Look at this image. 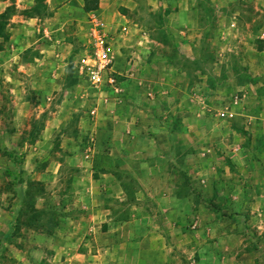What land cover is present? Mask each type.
Listing matches in <instances>:
<instances>
[{
    "label": "crops",
    "instance_id": "0c3cea01",
    "mask_svg": "<svg viewBox=\"0 0 264 264\" xmlns=\"http://www.w3.org/2000/svg\"><path fill=\"white\" fill-rule=\"evenodd\" d=\"M20 1L26 0H17V3ZM36 1L27 0V4L36 5ZM203 1L211 10H216L211 0H168V7L178 9L181 6L176 17L177 29L186 31L188 38L192 39L191 33L198 28L219 24V27L216 25L212 28L219 29L221 50L226 52L214 54L213 60L206 57L209 51L204 50L203 54L200 47L192 51L195 56L189 55L188 58L179 53L171 55L168 53L170 50L177 51L180 48L174 41L166 44L146 32L137 40L140 42L135 44L134 49H127L123 53L120 40L131 36L133 31L137 33L138 24L132 28L134 25L127 16L139 0H100L99 9L89 13L85 12V0L44 1L52 15H71L82 11L88 17L89 30L94 22L104 23L115 46L117 72L123 74L121 77L138 78V85L134 84L127 90L120 82L122 93L119 99L113 93L109 94L111 99L119 103L110 107L107 117L105 113L102 116L108 120L107 127L102 129H99V112L100 106L106 103L98 99V105L93 108L96 112L93 129L91 132L87 129L90 133L86 143L88 147L93 144L88 149L90 153L87 150V158L91 157V161L82 157L84 165L81 171L87 169L93 173L95 167L98 169L96 161L92 159L95 158L99 134L101 138L107 139V151L110 152L109 157L113 158V167L111 164L108 166L113 173L101 171L102 178H92L95 187L88 192L95 193V196L84 195L65 211L70 214V219L67 222L61 219V222L66 223L63 229H51V214L56 215L57 212L51 209V203L36 205L41 215L37 219L33 215L28 216L23 235V238L36 241L38 245L34 252H27L29 262L33 258L36 260V253L40 252L43 264H234V257H229L235 255L238 258L242 251L233 243L237 231L242 235L249 231L257 232L259 239L264 234V135L262 131L256 134V129L252 131L254 127H251L253 121L264 113V26L259 37L249 39L245 32L249 25L243 20L228 18V10L210 12L211 15H225L229 19L222 25L219 22L211 23L209 17L205 20L207 13L202 10ZM12 2L0 0V16L13 8ZM164 4L166 0L161 1V5ZM37 16H33L32 20ZM170 24L168 20L166 28ZM124 27L128 31L123 32ZM230 30L231 34L237 30L234 33H238L239 37L236 44L227 42ZM111 31H115V34ZM192 43L185 44L183 48H197ZM203 43L207 47L212 45L209 41ZM138 58L139 63L136 61ZM196 60L209 63L210 68L214 66L217 70L214 74L211 69L191 70L189 65L191 62L195 65ZM231 61L238 63V71L230 69ZM248 61L254 64H248ZM202 67V63H199V68ZM77 71L79 75V66ZM241 73L246 74L247 81H242ZM227 93L234 94L232 99ZM225 95L226 102L223 103L220 100ZM215 100H219L218 103ZM240 118L246 119L244 124L252 131L245 137L232 127L233 120ZM238 123L241 128L243 125ZM227 130L233 134L229 133V138L225 135ZM61 135L63 137L65 134L61 131ZM42 138H45L44 135ZM228 142L238 144L235 147L238 155L233 157V170L227 166V174L218 173L216 167L211 169V164H208L202 173L226 177L232 172L239 179L229 185H219L221 187L212 183L209 191L201 192V198L195 196L196 187L193 185L194 193L185 196L183 190H190V187L181 183V174L184 171V174L193 172L189 164L191 159H195L194 151L199 150L200 159L206 161L209 156L212 157L213 146L223 148L221 152L226 153ZM198 146L200 149H196ZM132 154L141 162H131L129 166L131 172L137 175L140 194L150 197L149 190L157 195L154 197L152 193L150 199L143 196L129 202L137 209H131V214L117 217L112 214L116 201L111 190L116 180H119L117 174L121 173V162L125 164L126 158ZM183 163H186V167ZM154 178L158 181L155 182ZM121 189L124 192L126 190L123 182ZM103 190H107L106 196ZM214 194L228 195L223 209L214 206L213 202H217L212 200ZM100 224H104L103 229H100ZM53 237L62 239L60 245L53 242ZM87 237L96 240L85 245L89 249H82ZM76 239H83L81 243L77 242L79 246L73 243ZM257 246L254 247L256 251L264 254L263 243ZM24 252L18 250L20 256ZM252 259V264L261 263L259 257L256 259L252 256ZM242 261L241 258L237 263L244 264ZM17 263L23 264L20 261Z\"/></svg>",
    "mask_w": 264,
    "mask_h": 264
},
{
    "label": "rangeland",
    "instance_id": "374dc122",
    "mask_svg": "<svg viewBox=\"0 0 264 264\" xmlns=\"http://www.w3.org/2000/svg\"><path fill=\"white\" fill-rule=\"evenodd\" d=\"M139 1L127 16L134 25L132 28L138 24L137 33L133 31L131 36L120 40L122 45L120 49L123 53L127 49H134L135 44L140 42L137 40H140V36H144L143 32H146L158 41L163 40L166 44L174 41L180 48L177 51L170 50L168 53L171 55L179 53L188 58L189 55L195 56L192 51L200 47L202 48L201 53L204 54V50L209 51L206 57L213 60L214 54L226 52V50H221L220 42L222 43V41L218 36L219 29L212 28L216 25L219 27V24H216L218 22L222 25L229 20L224 17L225 15L210 14L211 11H219L218 9L228 10L230 13L228 18L245 21L249 25L245 31L249 39L253 40L256 39L255 36L259 37V32L264 26V0H224L225 2L211 0L216 10H211L209 5L203 1L201 7L207 13L205 20L209 17L208 21L216 25L207 28L205 26V29H196L194 33H191V39L188 38L186 31L177 29L176 17L181 6L178 8L179 10L168 7V0L164 5H161L162 0ZM16 3L17 0H13L12 7L16 10L6 16L2 22L5 24L4 33L6 36L0 37V264H18L19 261L23 264H43V255L40 252L36 253V260L33 258L29 262L27 259L29 251L34 252L38 247L36 241H28L23 238L28 216L33 215L37 219L41 213L36 210V205L51 203V209L57 211L56 215L55 213L51 214V229L65 228L62 226L66 223L61 222V219L65 222L70 219V214L65 211L73 203L80 201L84 195L95 196V193L88 192V190L93 191L95 187L92 178H102L101 171L113 173L112 168L108 166L111 164L113 167V158L109 157L110 152L107 151V139L101 138L98 134L95 158L92 159L96 161L98 169L95 167L93 173L87 169L81 171L84 165L81 162L82 157L85 156L86 160L91 161V157L87 158V154L93 144L88 147L86 139L93 129V118L96 116H93V108L98 105V99H101L98 91L80 77V74H77L78 66L80 67L83 59L92 52L88 17L78 10V13L71 15L54 14L52 17L40 15L33 19L37 21H33V14L30 12L35 4L28 5L27 0ZM168 20L171 24L166 28ZM235 32L231 34L230 30V33L227 34L229 36L228 44L238 42V33L234 34ZM111 33L114 35L115 31H111ZM198 38L203 40L199 41ZM204 41H209L212 45L204 46ZM191 42H193L191 45L197 46V48H183L185 44L189 45ZM136 61L139 63V58ZM199 63H202V68H199ZM249 63L254 64L251 61H248ZM193 64L191 62L189 65L191 70L205 68L210 71L211 69L213 74L217 70V67L214 66L210 68L209 63L197 61L195 65ZM230 69L238 71V63L231 61ZM241 79L247 81L245 73H241ZM119 81L127 90L134 84L138 85V78L120 77ZM213 83L216 84V81ZM231 94L227 93L230 99L234 95ZM227 96L225 95L224 99L220 101L226 102ZM123 98L125 97L123 96ZM108 100L109 102H104L106 105L100 106L99 129L107 127L108 120L106 121L102 117L104 113L107 117L108 112L111 111L110 107L119 103L111 98ZM215 101L218 103L219 100ZM245 120V118L233 120L232 127L236 131H240H237L238 134L242 132L241 134L244 136L240 135L245 137L256 129V134L262 131L264 135V113L261 117L256 118V121H253L251 127L254 129L252 131L245 126ZM228 122L229 120L225 123ZM238 122L243 125L241 128ZM258 123L262 126H259ZM61 131L65 134L63 137H61ZM229 133L233 135L231 131ZM229 133L227 130L224 134L228 137ZM228 144V148L225 147L226 153L230 152L229 155L221 152L224 151L223 148L213 146L212 157L209 156L206 161L200 159L199 150L194 151L195 159H191L189 164V167L192 168L190 170L193 172L184 174L183 170L184 172L181 174V183H184L185 187H190V190H183L185 196L194 193L193 185L196 187L195 196L201 198L203 196L201 192L209 191L212 183L215 186L229 185L239 179L232 172L226 177L202 173L203 168L208 167V164H211L209 166L211 169L216 167L218 173L227 174L225 168L229 167L233 170L235 166L233 157L238 155L235 149L238 144L229 142ZM196 149H200L199 146ZM128 153L130 155L131 150ZM133 156L135 155L125 157V164L121 162V168H119L121 173L117 174L120 183L117 179L111 190L116 201L112 207L115 212L112 211V214L117 217L131 214L132 210L137 209L134 205H129V202L136 201L135 199L139 197H148L147 194L146 196L140 194L141 189H139V182L137 183V175L129 168L131 162L141 163L135 158L136 156ZM258 160L260 161V159ZM165 161L167 163L166 159ZM183 166L186 167V163H183ZM154 181L157 182V178H154ZM122 182L126 193L121 189ZM85 187L86 190H84ZM103 192L106 196L107 190H103ZM143 192L146 193V191ZM152 193H154V197L157 195L154 191L148 190L150 196L148 199L152 198ZM229 195L231 194L229 193ZM227 199L228 195L216 196L214 194L212 200H217L216 203L213 202L216 208L222 207L223 209ZM217 223L220 224L218 221ZM103 225L100 224V229H103ZM236 234L237 237L233 238V243L237 244L238 249L240 248L242 251L238 258L233 255L229 259L234 257L232 261L235 262L234 264H238L237 262L241 258L244 260L242 263L252 264V261H255L252 256H255L256 259L258 257L261 259L260 264H264V254L255 249L260 243L264 245V234L260 239L257 238L259 237L257 232L249 231L248 234L242 235L237 231ZM61 240L59 237H53V242L57 243L56 245H60ZM91 240L95 242L96 239L87 237L82 249H89L85 245H88ZM79 241L81 243L83 239L73 240V243L79 246L77 243ZM18 250L25 251V254L20 256ZM45 263L47 262L45 261Z\"/></svg>",
    "mask_w": 264,
    "mask_h": 264
},
{
    "label": "built area",
    "instance_id": "2783aa9c",
    "mask_svg": "<svg viewBox=\"0 0 264 264\" xmlns=\"http://www.w3.org/2000/svg\"><path fill=\"white\" fill-rule=\"evenodd\" d=\"M122 31L126 32L128 29L124 27ZM90 37L92 52L83 59L80 65V76L84 77L90 86L98 91L101 100L104 102L109 101L110 93H113L117 96L116 99H119L122 93L119 78L123 74H119L115 68L117 62L116 50L107 32L106 25L94 22L90 30ZM93 114L95 116L96 112L93 111Z\"/></svg>",
    "mask_w": 264,
    "mask_h": 264
},
{
    "label": "trees",
    "instance_id": "16d2710c",
    "mask_svg": "<svg viewBox=\"0 0 264 264\" xmlns=\"http://www.w3.org/2000/svg\"><path fill=\"white\" fill-rule=\"evenodd\" d=\"M44 1L45 0H38L37 1V4L33 8V10L30 12L33 14V16H36V15H38V16H40V15L52 16V13H50V11H48V8L44 4ZM99 3H100V0H85V12L89 13V12L98 10L99 9ZM13 11H15V9L11 8V10L9 9V11L7 13L0 16V37L6 36V34L4 33L5 24H3L2 22L6 18V16L12 14Z\"/></svg>",
    "mask_w": 264,
    "mask_h": 264
}]
</instances>
